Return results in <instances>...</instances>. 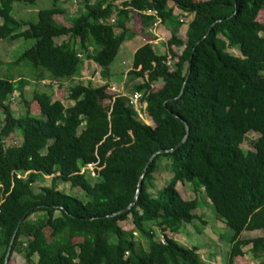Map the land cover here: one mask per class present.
Masks as SVG:
<instances>
[{
  "label": "trees",
  "instance_id": "obj_1",
  "mask_svg": "<svg viewBox=\"0 0 264 264\" xmlns=\"http://www.w3.org/2000/svg\"><path fill=\"white\" fill-rule=\"evenodd\" d=\"M15 1L0 0V41L34 40L13 62L34 73L0 77V264L11 242L9 261L19 252L29 264H206L197 246L171 235L198 219V199L183 197L178 184L202 189L217 220L233 231L220 237L230 244L226 264H236L249 245L252 256H264V234L243 236L264 233V24L258 20L264 0H130L122 7L116 0H78L83 10L71 26L54 18L66 13L60 0L39 10L36 22L17 19ZM169 1L192 15L185 39ZM150 8L174 28L167 54L146 43L128 73L143 80L133 90L142 95L149 123L108 85L71 87L70 106L63 93L54 97L53 83L80 76L79 51L108 69L133 35V13ZM141 17L148 24L156 19ZM63 36L68 39L58 43ZM234 48L239 55L228 51ZM43 81L52 82L49 92L38 91ZM32 82L38 87L28 99ZM15 93L19 116L10 103ZM251 132L258 136L245 150ZM162 159L173 176L153 194L149 187ZM87 164H96L95 183L89 170L81 172ZM49 176L51 184L36 191ZM141 177L137 201L121 212L132 204ZM59 182L83 190L85 199L59 189ZM129 218L134 226L125 230L120 222ZM136 231L148 246L136 240Z\"/></svg>",
  "mask_w": 264,
  "mask_h": 264
},
{
  "label": "rangeland",
  "instance_id": "obj_2",
  "mask_svg": "<svg viewBox=\"0 0 264 264\" xmlns=\"http://www.w3.org/2000/svg\"><path fill=\"white\" fill-rule=\"evenodd\" d=\"M53 0H37L35 4H27L24 1L17 0L14 2V10L13 14L14 16L19 20H26L29 22H36L37 21V15L38 10L49 8L52 6ZM71 6L75 7V3L73 0L70 1ZM67 5V3H66ZM80 6L77 7L78 11L77 13H80V11L83 9V4L80 2V4H77ZM75 12V13H76ZM258 20L264 24V10H262L258 15ZM34 40H17V41H0V77H13L17 78L18 76L25 77V78H31L33 75V70L28 67L25 63L21 64H14L13 62L19 58V56L28 48L32 47L34 45ZM231 53L235 55L240 54L239 48L234 49H228ZM121 57H118L115 59L113 64L114 66L117 63L121 62ZM123 61V59H122ZM133 61V55L130 56L128 59V67L131 65ZM91 70V69H90ZM91 73H93V70H91ZM264 73V72H263ZM83 79L72 80L66 85L58 86L56 87V92H58L57 95H54V97H58V95H61L63 93V102L66 106H70L71 103H73L72 100H70L67 96L70 93L71 87L77 85V84H89L87 78L82 77ZM123 81V79L121 80ZM133 79H130V77L127 78V81L124 83L123 90L125 94H135V91L133 90V84L131 83ZM89 82V83H88ZM50 81H46L44 83V88L40 84L38 85L35 82H32L25 90V96L26 98L30 99L32 97V94L34 90H37L40 92H49L46 88L51 87ZM107 83V82H106ZM105 84V83H104ZM108 84V83H107ZM37 85V87H36ZM95 85H102L101 82L95 83ZM53 86V85H52ZM52 88V87H51ZM58 89V90H57ZM51 90V89H50ZM55 92V93H56ZM53 93V94H55ZM126 96V95H125ZM18 97L17 93L15 95V100L10 98V103L14 112L15 116H19L22 112V107L17 105ZM33 112L38 114V108L34 107V103H32ZM144 118V117H143ZM147 122H150L149 119L145 116L144 118ZM83 126L81 127V129ZM257 134H254L253 132L249 133L245 139V142L243 143V148L245 150L253 149L251 143L254 141V139L257 137ZM19 139V137H18ZM20 140V139H19ZM9 143H12L14 141L9 140ZM166 159H162L160 161V168L155 172L154 174V180L152 181V186L149 187V191L153 194H156V192L159 189H162L164 186L167 185V183L170 181V179L173 176V172H168V169L166 167ZM89 175L88 179L91 183H95L98 181V173L96 169V164L93 166V170L89 169ZM51 178L52 176L46 177L45 181L37 182L33 187L36 191L41 190L43 186H49L51 184ZM178 189L180 193L185 198H197L199 201V206L195 210V213L198 215V219L195 220L192 224L187 225L184 230L180 233H174L171 234L175 239H177L179 242L192 246L197 245L202 249L201 253L202 256L205 258H208V256L214 252L217 256L214 260H222L224 263V259L227 255V245L221 241V243L217 244L216 238H219L218 232L224 236V239L226 240L228 237H230L233 234V231L231 228H229L227 225H223L222 222L218 221L216 218V214L213 208L212 203L210 200L207 199L205 193L202 189L195 191L192 189V186L190 185H184V184H178ZM58 188L63 190L64 192L71 194L73 196L81 197V199H85V192L79 188H73L70 183L68 182H59ZM39 214V213H38ZM37 215H33L31 219L35 218ZM120 225L125 229L129 230L133 228V223L131 218H129L126 221H121ZM209 225V226H207ZM263 231H255V232H245L243 236L245 237H256L262 234ZM135 238L137 241L141 243L142 246L146 247L148 246V241L146 237L141 236L139 232H135ZM213 238L215 240V247L211 249L209 246L211 245V240H208L207 238ZM251 245L244 247V250H246V254L243 257L238 258L239 264H263L264 263V256L255 258L251 255L250 249H248ZM214 250V251H213ZM37 258L35 257V260ZM212 260V262H214ZM9 264H29L25 261V258L23 255L19 252L13 253L12 257L9 261ZM207 264V263H206ZM218 264V263H217ZM221 264V261L219 262Z\"/></svg>",
  "mask_w": 264,
  "mask_h": 264
},
{
  "label": "crops",
  "instance_id": "obj_3",
  "mask_svg": "<svg viewBox=\"0 0 264 264\" xmlns=\"http://www.w3.org/2000/svg\"><path fill=\"white\" fill-rule=\"evenodd\" d=\"M70 1L71 0H60L59 5L66 9V11H65L66 13H61V14H58L54 17L56 22H58L60 24H64L66 26H71L72 21H73L71 19H74L75 17H77L80 14V13L76 12V11H78V9H76V8L80 7L77 5L78 2L75 3L76 8H74V6H71ZM66 3H67V5H66ZM114 4L118 5L117 3H114ZM121 4H119V5L121 6ZM168 5L170 8L173 9V15L177 18V20L179 22L182 23V25L179 29L178 36L181 39H185L186 38V31H187L188 25L192 19V15L184 14L180 9H178L175 6V4L172 1H169ZM148 10L156 11V13L155 14L154 13H148L147 12ZM38 12H39V10H38ZM142 13L154 15L156 17V19L154 20L155 22L153 21L152 23H149V24L147 22L143 23V20L141 17ZM117 14H118V10H114L111 17L108 18L111 24L115 23L116 18H117ZM37 17H38V15H37ZM24 21H26V20H24ZM26 22H29V21H26ZM128 27L133 32V35H132V37H129L128 39H126L122 43V45L120 46L118 55L115 58V59H117L118 57H121L123 59V61L121 59L120 63H117L111 67V65L113 64L112 63L108 69H103L96 62H94L92 59L86 58L85 51H79L78 54H82L81 57L78 56L79 58H81L82 67H81V71H80V76L74 78L73 80L78 81L79 78L83 79L82 77H84V78H87V80L89 82H91V83H89V82L88 83L94 87H98V86H102V85H108L110 88L114 89L119 94L126 95V96L130 97L131 94H129V95L125 94V92L123 90V87L125 86L124 83L127 81L128 73L132 69V63H133V61H132L131 65L128 67L127 66L128 65V59L130 58L131 55H133V58H134L135 52L142 45H144L146 43H151L153 45L154 50L158 54H160V55L167 54L169 52L168 42L172 37V29L174 28V24L169 20L162 22V19L158 16L157 10L150 8V9H146V10L141 11V12L140 11L134 12L133 15L131 16L130 22L128 23ZM67 39H68L67 36H63V37L57 39L56 41L58 43H60L62 41H66ZM19 40H23V39H19ZM89 49L92 50L93 48L90 47ZM177 51L179 53V50H177ZM171 61L172 60L169 58V62H171ZM90 69L93 70V73H91ZM20 77L21 76H18L15 79H19ZM122 79H123V81H121ZM142 81H143L142 79H136V80H133L131 83L133 85H135V84L141 83ZM45 82L46 81H43L42 84H44ZM68 82H70V81H68ZM98 82H101L102 85H95V83H98ZM57 85H58V83H56V82L53 83V86H52L51 91H50L52 94L56 92ZM65 85H66V83H65ZM15 95H16V93H15ZM53 95H57V92ZM72 104L73 103H71L70 105H72ZM139 106L144 108L145 103L144 102L139 103ZM139 114H140L141 118H143V117L145 118V116H146L144 110L141 111V109H140ZM144 121L146 123H149L145 119H144ZM222 224L225 225L223 222H222ZM207 226H209V225H207ZM255 231H261V230H255ZM255 231H250V232H255ZM263 234L264 233L260 234V236ZM218 235H219V238H216L217 244L221 243V241H222L225 244V246L227 245V255L224 259V263L221 259L217 260V261L214 260L215 257H219L214 252H212L208 256V258L203 257L202 253H201L202 249L200 247H198L197 245H195L199 248L198 252L201 254V257L207 261V264H217V263L219 264L220 261H221V264H226V258L228 256V252L230 250V244L225 243L220 238L221 234L219 232H218ZM207 239L211 240V245L209 247L211 249H213L215 247V240L211 237L207 238ZM250 248H251V246L248 249H250ZM244 251L246 254V250H244ZM240 257H243V256H238L235 259L236 264H239L238 258H240ZM212 260H214V262H212Z\"/></svg>",
  "mask_w": 264,
  "mask_h": 264
},
{
  "label": "built area",
  "instance_id": "obj_4",
  "mask_svg": "<svg viewBox=\"0 0 264 264\" xmlns=\"http://www.w3.org/2000/svg\"><path fill=\"white\" fill-rule=\"evenodd\" d=\"M73 1H74V3H77L78 2V0H73ZM124 1H129V0H116L115 3H117L119 5V4L123 3ZM120 7H122V5ZM147 12L148 13H154V14L156 13V11H152V10H148ZM78 56L81 57L82 54H78ZM141 97H142L141 93H135V94H133V95H131L129 97V104L133 105L134 108L138 112H140V109H141V107L139 106V103H140L139 101H140ZM94 165L95 164H87L86 166H84L81 169V172H84V171L89 170V169H92L93 170V166Z\"/></svg>",
  "mask_w": 264,
  "mask_h": 264
},
{
  "label": "water",
  "instance_id": "obj_5",
  "mask_svg": "<svg viewBox=\"0 0 264 264\" xmlns=\"http://www.w3.org/2000/svg\"><path fill=\"white\" fill-rule=\"evenodd\" d=\"M188 128V126H187ZM186 139V138H185ZM185 139H183L176 147H179L180 145H182L185 141ZM174 149H171V150H162L160 152H168V151H173ZM155 156V155H154ZM153 158V157H152ZM142 182H143V177H141L140 181H139V184H138V190H137V193H136V196L132 202V204H130L128 207H126L125 209H123L121 212H125V211H128L132 206L133 204L137 201L138 197H139V194H140V191H141V187H142ZM119 212V213H121ZM115 214H113L112 216H114ZM11 245H12V242L10 244V247L8 249V252L6 254V257H5V261H4V264H8V261H9V257H10V253H11Z\"/></svg>",
  "mask_w": 264,
  "mask_h": 264
}]
</instances>
